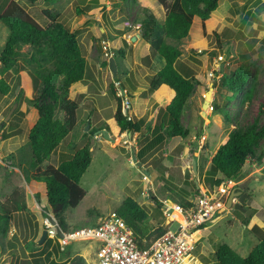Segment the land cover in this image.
Masks as SVG:
<instances>
[{
	"label": "rangeland",
	"instance_id": "obj_1",
	"mask_svg": "<svg viewBox=\"0 0 264 264\" xmlns=\"http://www.w3.org/2000/svg\"><path fill=\"white\" fill-rule=\"evenodd\" d=\"M7 1L0 0V17ZM16 1L42 27L63 24L75 33L88 62L84 81L70 91V99L80 105L78 125L42 166L43 169L50 165L57 167L72 159L73 153L88 142L92 146L93 160L81 180V187L87 195L77 208H67L62 213L64 229L73 231L91 227L101 217L115 214L130 197L146 208L150 215L148 222L155 224L165 219L163 214H159L153 197L164 206V201L171 206L195 200L199 195L196 193L198 189L222 195L224 201L233 191H242L244 198L240 200L249 206L245 208L247 213L235 208L222 210L206 224L204 235L199 236L200 247L193 256L202 264H219L215 256L218 247L228 244L238 251L237 243H240L243 248L238 252L247 257L249 250L264 239V230L254 228L250 231L245 227L252 215L249 216L248 212L264 215V158L248 160L234 181L223 184V191L221 187L210 188L205 175L214 152L230 132L255 120L264 124V114H260V107L264 104V0H220L219 8L210 20L215 28L212 31L207 29L201 43H193L198 39L195 30L181 43L183 54L177 69L197 82L182 115L189 137L169 138L165 131L163 137L166 140L161 142L159 131L143 130L136 135L137 142L133 148L124 145L117 124L112 121L118 95H113L111 84L122 82V89L128 93L125 97H129L130 102L135 97L131 104L132 117L138 118L146 111L142 117L147 120L153 110L150 101L145 106L142 100L150 98L160 106L157 124L164 122L163 125L167 126L165 95L159 85L155 90L150 87L156 75L153 68L161 67L164 62L150 55V48L145 54L147 49L141 39L142 24L148 16L153 14L159 23H164L167 9L157 0H58L51 4L44 0L34 4ZM173 1L168 0V4ZM44 11L54 15V23L43 14ZM8 35L7 24L0 20V51ZM22 53L12 71L5 74L0 70V78H5L11 86L7 96L0 95V136L3 133L9 136L18 134L7 140L0 137V199L23 186L29 210H32L15 215L8 234L0 237V264L11 258L22 263L28 252L35 251L41 240L39 233L44 232V227L42 216L37 214L35 217L34 214H53L48 206L46 185L36 181L28 184L23 173L30 171L32 164L29 133L39 118L34 104L49 102L42 93L45 79L53 74L55 64L47 50L40 54L24 47ZM146 56H149V61H144ZM220 57L222 60L217 62ZM112 59L117 65V76L110 69ZM159 60L161 65L157 62ZM242 65L251 72L248 86L251 97L245 103L242 102L243 93L234 97L220 85L224 75H231ZM211 87L214 88L211 104L205 111L203 105ZM215 106L227 108L231 123L215 110ZM58 117L63 119L64 114L58 111ZM106 126L112 134L111 140L100 133ZM261 152H264V140L258 149V154ZM9 156L13 157L10 159ZM194 157L200 161L196 171L193 168ZM16 232L20 246L13 258L6 243ZM27 242H34V245L28 247ZM44 247L51 249L52 255L61 252L53 239L47 238ZM68 250L73 256H83L88 264H94L97 259L92 243H74L68 246Z\"/></svg>",
	"mask_w": 264,
	"mask_h": 264
},
{
	"label": "trees",
	"instance_id": "obj_2",
	"mask_svg": "<svg viewBox=\"0 0 264 264\" xmlns=\"http://www.w3.org/2000/svg\"><path fill=\"white\" fill-rule=\"evenodd\" d=\"M29 1L34 4L38 0ZM47 4L58 0H44ZM167 9L164 23H159L153 14H150L142 24L143 39L150 44V55L161 58L164 65L161 69L153 68L156 75L152 80L151 89L157 85L166 98L165 111L168 115L166 135L169 138L187 139L190 132L184 127L182 115L196 88V80L186 77L178 71L176 63L182 57L181 43L189 37L195 17L203 22L204 35H207L205 22L210 20L212 14L218 10L220 0H174L168 4V0H157ZM43 14L54 23L55 17L49 11ZM0 20L7 24L9 35L0 51V70L7 74L12 71L23 55L22 49L28 47L37 53L48 51L49 57L55 64L53 74L45 79L42 97L49 100L48 103H35L38 110V120L29 133V147L32 153L30 171L23 173L25 181H32L46 185L48 206L52 213L64 228L61 215L67 208H77L86 197L87 192L81 187V180L92 163V146L88 142L73 153L72 159L61 163L59 166H48L43 169L44 162L49 160L61 143L74 131L78 125V111L80 105L70 99V91L75 85L85 79L88 62L79 44L77 35L67 29L63 24L42 27L16 0H8L1 13ZM173 43H171V42ZM198 51H196L197 53ZM124 56V52H121ZM149 55V56H150ZM149 56L144 61H149ZM118 74V73H117ZM251 72L247 66L238 67L231 75L223 76L220 85L234 97L243 93V101L251 97L249 82ZM115 83V82H114ZM214 84V88H215ZM115 84H111V91L117 97ZM11 86L5 78H0V95L7 96ZM42 98V99H43ZM39 101L40 99H36ZM124 98L117 97V110L114 120L118 127V133L130 132L141 134L143 130L151 131L144 118L127 117L123 114ZM215 110L226 117L231 123V115L227 108L215 106ZM58 111L64 114L63 119L58 117ZM260 114H264V104L260 107ZM110 133L109 127L101 129L100 133ZM158 138L163 137L159 127ZM154 132V133H155ZM18 134H2V140L10 139ZM264 140V124L257 120L245 127L235 128L226 137L224 142L214 152L210 166L206 171L205 182L214 189L221 187L226 181H234L243 171L248 160L257 158L263 160L264 152L258 154L260 143ZM23 148H21L22 150ZM10 159L13 156H9ZM198 165V164H197ZM199 189L196 193H199ZM239 196L244 198L242 191ZM159 214H163L164 205L155 197ZM177 203H173L175 205ZM182 208L188 210L194 207L192 201L180 203ZM242 206H245L242 203ZM25 188H15L8 197L0 199V237H5L10 229V224L15 215L29 212ZM133 227L136 234L141 237L155 240L166 232L162 222L150 223L149 212L133 198H127L120 210L115 213ZM206 228L202 226L200 230ZM15 235L13 236V238ZM13 244V243H12ZM14 246L16 244H13ZM34 242H27V246ZM219 264H264V239L247 256H241L228 244H221L215 252ZM70 264H88L85 258L77 255Z\"/></svg>",
	"mask_w": 264,
	"mask_h": 264
},
{
	"label": "built area",
	"instance_id": "obj_3",
	"mask_svg": "<svg viewBox=\"0 0 264 264\" xmlns=\"http://www.w3.org/2000/svg\"><path fill=\"white\" fill-rule=\"evenodd\" d=\"M221 60L222 57L217 62ZM114 84L118 97L124 98L123 114L131 117L132 105L130 98L125 97L127 94L122 89V82ZM120 135L124 145L133 148L136 136L130 132ZM223 188L222 185L221 191ZM192 202L195 206L185 210L177 204L169 206L164 201L165 220L161 226L166 232L155 240L136 234L133 227L116 214L101 217L91 227L67 231L53 214L48 213L43 219V226L46 238L56 240L61 252L74 243H92L97 256L94 264H202L193 256L201 241L197 234L202 226L213 221L222 210H227V201L222 195H212L201 189ZM175 208L181 218L173 217Z\"/></svg>",
	"mask_w": 264,
	"mask_h": 264
},
{
	"label": "crops",
	"instance_id": "obj_4",
	"mask_svg": "<svg viewBox=\"0 0 264 264\" xmlns=\"http://www.w3.org/2000/svg\"><path fill=\"white\" fill-rule=\"evenodd\" d=\"M213 15V14H212ZM220 19V17H218V20ZM211 20V19H210ZM210 20H208V21H206L205 22V26H206V31H207V29L209 30V31H212L214 28H215V25L213 24V23H211L210 22ZM213 21V20H212ZM216 23H218V21H216ZM196 31L197 32V34H198V39L197 40H195L193 43H196V42H199V43H201L204 39H205V35H204V28H203V22H202V20L199 18V17H195L194 18V21H193V24H192V27H191V30H190V32H191V34H193V31ZM190 35V34H189ZM141 39H142V42L143 43H145L144 45H145V47H146V49H147V51H146V53L145 54H147L148 53V49L150 48V44L148 43H146L145 42V40L141 37ZM192 43V44H193ZM159 59V58H158ZM158 62V64L160 63V65H161V62H160V60L159 61H157ZM177 64H178V62L176 63V68H177ZM151 66H152V64H151ZM153 66H157V65H153ZM162 66L163 65H161V67L160 66H157L159 69H161L162 68ZM155 68V67H154ZM185 76V75H184ZM124 88V87H123ZM125 90V92H126V94H128L127 93V90L126 89H124ZM135 100V97L134 98H131V104H132V102ZM143 101V103H144V105L145 106H147L148 105V103H149V101H150V103H151V108H152V114L151 115H149V117L147 118V120H146V125L148 124L149 126H150V128H151V131L150 132H155V130H156V128L157 127H159L160 129H161V131H162V134H164L165 133V130H166V125H163V123L161 122L159 125L157 124V121H158V118H157V116H158V109L160 108V106H156L157 105V103L155 102V101H152L150 98H145V99H143L142 100ZM166 107V106H165ZM146 114V111H144V113H142V115H138V119H140V118H145V117H142V116H144ZM114 119H112V121H113ZM115 123V122H114ZM116 124H114V126H115ZM117 126V125H116ZM116 128V127H115ZM112 130V129H111ZM110 134V137L112 136V134L111 133H109ZM135 136L137 135V134H134ZM137 137V136H136ZM136 142H137V140H136ZM136 144V143H135ZM133 147H135V145L133 146ZM135 153V152H134ZM184 155V154H183ZM194 159L196 160V162H197V164H198V166H200V161H199V159H198V157L196 158V157H194ZM248 162V161H247ZM247 164V163H246ZM209 166H210V162H209ZM246 166V165H245ZM245 168V167H244ZM243 168V169H244ZM207 171V170H206ZM34 181H32V183H33ZM34 183H36V182H34ZM188 201H191V200H188ZM194 201V200H193ZM238 201H241L240 200V198L238 197V199L235 201V202H238ZM239 203V202H238ZM240 204L242 205V201L240 202ZM244 208H246V207H248L249 208V206H243ZM50 208V207H49ZM32 209H30V211H31ZM248 211V210H247ZM43 212V211H42ZM48 213H50V212H45V216H47V214ZM37 214H40V216H42V218L44 219V215L43 214H41L40 212H35V217H36V215ZM252 215H251V218H249L248 220H247V223H246V225H245V227L248 229V230H254V228H256V229H258V230H264V215H261V212L259 213V214H254V213H251ZM15 217V216H14ZM38 220V219H37ZM44 227V226H43ZM204 230L205 229H203V230H200V232L197 234L198 235V237L199 236H202V235H204ZM44 232H45V228H44ZM40 235H39V237H41L42 238V232L41 233H39ZM15 235V237L13 238V236ZM18 238H19V236L17 235V232L15 233V234H13L12 235V237L11 238H9V241L7 240V243H6V245H7V247H8V249L9 250H11V252L9 253V254H11V256L14 258L16 255H17V251L19 250V242H18ZM41 238H39V239H41ZM47 239V238H46ZM46 241V240H45ZM45 241L43 242V243H40V240H39V244L37 245V248H36V250L35 251H33V252H28V257L26 258V259H24V260H22V263H17L14 259L12 260V258L11 259H9V260H6V259H4L3 258V254H2V258L4 259V263L3 264H70L71 262H72V260H73V258L75 257V256H73V254L72 253H70V250H68V248H67V250L65 251V252H55V255H52V253L50 252V250H47L46 249V247H44V243H45ZM201 242V241H200ZM16 244L15 246L13 245V244ZM21 243V242H20ZM260 243V242H259ZM258 243V244H259ZM257 244V245H258ZM202 245V244H201ZM237 245H238V247H239V249H238V251H240L241 252V249L243 248H241V244L240 243H237ZM256 245V246H257ZM23 246V245H22ZM27 246V245H26ZM25 246V247H26ZM255 246V247H256ZM199 247H200V245L198 246V249H199ZM232 247V246H231ZM255 247H252L250 250H249V254L252 252V250L255 248ZM233 249H234V247H232ZM234 250H236V249H234ZM198 251V250H197ZM203 251V250H202ZM237 251V250H236ZM237 251V252H238ZM69 252V253H68ZM239 253V252H238ZM8 254V253H7ZM71 254V255H70ZM240 254V253H239ZM241 255V254H240ZM5 256V255H4ZM17 260V259H16ZM24 261H27V263H23Z\"/></svg>",
	"mask_w": 264,
	"mask_h": 264
},
{
	"label": "water",
	"instance_id": "obj_5",
	"mask_svg": "<svg viewBox=\"0 0 264 264\" xmlns=\"http://www.w3.org/2000/svg\"><path fill=\"white\" fill-rule=\"evenodd\" d=\"M110 69L111 71L113 72L114 76H117V73H118V69H117V65L115 63V60L112 59L111 60V65H110ZM213 90L214 88L211 87L210 90L206 93V100L204 102V105H203V109L206 111L210 104H211V99H212V93H213ZM89 128H87L88 130ZM103 136L105 137V139L107 140H111V137L110 135L104 131L103 133ZM134 161H136V158L134 157ZM193 168L194 170L196 171L197 170V162L195 159H193ZM241 195V192H238V193H235L234 191L230 194L227 202H226V208L227 209H232V208H235L237 210H240L242 211L243 213H247V210L238 202H235L237 200V198ZM252 212H248V215L250 216ZM46 236H47V233L46 231L43 232L42 234V238L40 240V243H43L45 240H46Z\"/></svg>",
	"mask_w": 264,
	"mask_h": 264
},
{
	"label": "bare ground",
	"instance_id": "obj_6",
	"mask_svg": "<svg viewBox=\"0 0 264 264\" xmlns=\"http://www.w3.org/2000/svg\"><path fill=\"white\" fill-rule=\"evenodd\" d=\"M175 209H176V210H175V212H174V214H173V217L181 218V216H180V212L178 211L177 208H175Z\"/></svg>",
	"mask_w": 264,
	"mask_h": 264
}]
</instances>
